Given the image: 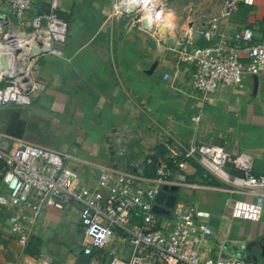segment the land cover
Masks as SVG:
<instances>
[{
    "label": "crops",
    "instance_id": "1",
    "mask_svg": "<svg viewBox=\"0 0 264 264\" xmlns=\"http://www.w3.org/2000/svg\"><path fill=\"white\" fill-rule=\"evenodd\" d=\"M50 2L31 0L25 18L29 30L28 21L47 13ZM57 3V14L67 25L66 42L54 45L58 55L47 53L37 59L33 77L44 88L29 107H0L1 133L77 158L79 162L72 167L90 187L100 167L129 173L144 170L149 152L141 146L150 148L153 135L158 139L169 136L185 146L215 144L231 156L246 154L252 173L264 176V72L246 76L241 88L219 89L203 99L191 86L193 66L178 62L171 43L164 39L163 47L156 43L150 47L149 32L135 22L123 29L130 16L115 15L116 0ZM254 7L264 16V0H256ZM0 16L13 18L4 0H0ZM229 27L235 30L231 23ZM168 35V40L177 38L172 32ZM164 75L170 79L165 81ZM197 115L200 119L194 124L191 118ZM132 139L140 146L124 145ZM140 150L146 156L136 155ZM186 173L191 183L208 185L166 192L163 209L173 202L171 209L194 205L208 211L213 232L208 239L210 257L222 248L221 256L239 258L243 264H264V200L258 222L232 219L233 201L252 202L254 196L230 193V186L217 180L205 183L195 166L188 165ZM30 230L28 245L22 249L8 225L0 221V264L85 263L83 247L79 251L74 247L79 237L85 243L78 206L44 208ZM113 244L106 249L115 253L119 244ZM120 245V251L128 255V249ZM254 248L262 252L260 258L251 251ZM240 250L247 252L248 261L236 255Z\"/></svg>",
    "mask_w": 264,
    "mask_h": 264
},
{
    "label": "built area",
    "instance_id": "2",
    "mask_svg": "<svg viewBox=\"0 0 264 264\" xmlns=\"http://www.w3.org/2000/svg\"><path fill=\"white\" fill-rule=\"evenodd\" d=\"M4 1L18 25L24 26L31 0ZM119 2L116 0L114 5L115 15L131 16L116 9ZM151 3L157 9L146 18L150 24L148 32L161 48L163 2L148 0ZM255 5L256 0H223L218 12L200 31L207 46L191 45L186 33L175 44L171 43L177 61L193 66L191 86L203 99L219 89L241 88L246 76L264 72V35L255 34L250 27L235 30L229 27L230 17L240 6ZM57 6V0H51L47 13L28 21L30 33L24 34L41 41L37 50L41 54L31 58L30 69L25 71L30 88L27 93L23 91L22 78L6 81L0 77V107L9 104L29 107L43 90V84L34 79L31 68L42 55H58L60 52L54 45L66 42L67 25L58 16ZM7 20L0 16V32L8 25ZM12 31L3 36V42ZM169 32L170 29L165 30L166 34ZM163 79L170 78L164 75ZM199 119L198 115L194 116L191 122L197 124ZM163 147L164 157H147L144 170H135V173L100 167L95 185L90 187L72 167L79 162L77 158L0 132V221L8 225L17 245L26 249L30 228L44 208L63 209L73 204L79 207L85 237L83 264H243L239 258L221 256L222 248L215 257L207 254L208 239L213 235L208 211L194 205H175L164 210L163 200L161 203L157 200L168 191L208 185L189 181L186 168L196 164L204 169L201 178L205 183L217 180L229 185L230 193L253 195L252 202L233 201L231 218L258 222L264 200V176L252 173L248 155L231 156L215 144L185 146L171 138ZM111 241L125 246L127 257L108 251Z\"/></svg>",
    "mask_w": 264,
    "mask_h": 264
},
{
    "label": "rangeland",
    "instance_id": "3",
    "mask_svg": "<svg viewBox=\"0 0 264 264\" xmlns=\"http://www.w3.org/2000/svg\"><path fill=\"white\" fill-rule=\"evenodd\" d=\"M159 1L163 2V13H165V15H170L171 17L172 27L170 28L169 33L172 32L171 36H174L175 34L177 37L176 39L172 37L173 41H171V40H168L169 35L165 34L163 35V39L169 44L170 43L175 44L177 40H179L180 38L178 34L188 33L190 36L188 38L190 44L193 46H197V47L202 46V42L199 37L200 31L205 27L206 22L218 12L223 2V0H159ZM143 16L144 14L141 11H138L137 13L132 14L130 17H127V20H124L123 29H125L126 24L128 26L129 22L130 23L135 22V25L140 27L141 29H144L145 26L150 27V24L148 23V21L146 19H143ZM261 16L262 15L257 11V7H250L247 10L240 9L230 17L229 23H231L234 29L238 27H250L252 29H255L256 34L259 35V34L264 33V16L262 17ZM129 18H131L132 20L129 21ZM7 19H8L7 20L8 25L4 26V28L0 32V42L4 43L2 41L3 36L5 34H8L12 30H18L22 32L23 34L30 33V30L27 26L26 21L24 22V26L20 27L18 25V22L14 18L7 17ZM145 22H147V24H145ZM31 69L33 71L34 65L32 66ZM32 71H31V74H32ZM4 79L6 81L15 80V78L13 77L4 78ZM150 139L152 140L150 143V148L148 149L146 145L141 143L142 151L144 150L148 151L149 154H146L148 155V157H152V158L161 157V156L164 157L165 156V151L163 147L164 143L168 140H171V138L169 136H166L165 138L162 137L161 139H158L156 138V136L153 135V136H150ZM126 144L127 145L129 144V146L130 145L136 146V147L140 146L138 141L134 139H132V141H129V142L128 141L124 142V145ZM142 151L140 150L136 152V155L140 153L141 156H144L145 154L142 153ZM137 159H140V158H137ZM141 162H140L139 167L142 168L144 165ZM122 166L124 168H127L126 167L127 165H122ZM200 168H201V172H203L204 169L202 167ZM173 192H176V191H173ZM235 232H236V229H233V233ZM79 239L81 240H78V243L74 245L75 249H77L78 251L80 248L82 249L84 245L83 237H79ZM120 246L121 245L119 244L118 247L116 248L115 253L117 255L125 257L127 255V251H120ZM245 248L248 249L249 245H247ZM251 251L256 253L258 255V258H260V254L262 252L259 253L258 249H255V248ZM249 252L250 250H248V253Z\"/></svg>",
    "mask_w": 264,
    "mask_h": 264
},
{
    "label": "bare ground",
    "instance_id": "4",
    "mask_svg": "<svg viewBox=\"0 0 264 264\" xmlns=\"http://www.w3.org/2000/svg\"><path fill=\"white\" fill-rule=\"evenodd\" d=\"M155 3L148 4V0H120L116 9L124 10L127 13L141 11L143 19H148L152 12H156ZM170 15L163 13V29L171 26ZM4 45L0 44V77L23 79L27 76L31 66V58L37 55L40 40H36L31 35L22 34L20 31L13 30L11 34L4 37ZM47 46V42H45ZM226 179H229L225 176Z\"/></svg>",
    "mask_w": 264,
    "mask_h": 264
},
{
    "label": "water",
    "instance_id": "5",
    "mask_svg": "<svg viewBox=\"0 0 264 264\" xmlns=\"http://www.w3.org/2000/svg\"><path fill=\"white\" fill-rule=\"evenodd\" d=\"M134 12H131V13H129V14H133ZM145 24H147V22H145ZM145 30H149V27H146L145 26ZM160 33L162 34V35H165L166 33H165V30L162 28L161 30H160ZM148 45L150 46V47H152V48H155V42H154V40L153 39H149L148 40ZM38 54H41V52H37ZM22 83H23V91L24 92H28L29 91V88H30V86H29V84L27 83V78H23L22 79ZM164 194L165 193H163V194H161L160 196H159V198H158V200H157V202L158 203H161L162 202V200H163V198H164ZM172 205H173V202H169L168 204H166V206L167 207H172ZM245 254H246V251L244 252V251H242V250H240L239 252H236V255L237 256H242V257H245ZM245 261H248V259H247V256L245 257V258H243Z\"/></svg>",
    "mask_w": 264,
    "mask_h": 264
},
{
    "label": "trees",
    "instance_id": "6",
    "mask_svg": "<svg viewBox=\"0 0 264 264\" xmlns=\"http://www.w3.org/2000/svg\"><path fill=\"white\" fill-rule=\"evenodd\" d=\"M244 10V9H249V8H247V7H244V6H240L239 8H238V10ZM201 42H202V46L201 47H205V46H207L208 45V43L207 42H204V40L203 39H201ZM195 165V168L197 169V171L202 175V172H201V168L198 166V165H196V164H194ZM208 183H212V182H208Z\"/></svg>",
    "mask_w": 264,
    "mask_h": 264
}]
</instances>
